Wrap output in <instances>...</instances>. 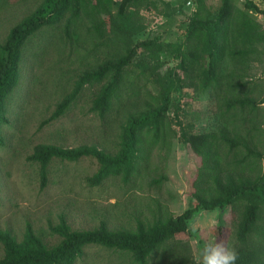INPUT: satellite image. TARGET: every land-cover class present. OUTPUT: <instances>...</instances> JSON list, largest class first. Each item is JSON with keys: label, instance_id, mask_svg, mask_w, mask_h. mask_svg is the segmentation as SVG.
Here are the masks:
<instances>
[{"label": "trees", "instance_id": "1", "mask_svg": "<svg viewBox=\"0 0 264 264\" xmlns=\"http://www.w3.org/2000/svg\"><path fill=\"white\" fill-rule=\"evenodd\" d=\"M186 1L196 9L183 39L181 36L173 45V56L180 60L183 77L173 70L164 74L157 71L160 59L155 66L144 59L146 52L153 59L164 52L157 38L141 37L138 15L151 0H40L37 8L0 41V145L4 143L1 130L7 122V102L20 85L22 62L29 48L35 47L31 55L39 65L48 43L79 44L84 49L81 59L103 54L104 47L113 49L79 73L73 89L56 103L39 129L66 115L86 85H100L89 109L104 120L110 117L114 121V110L121 116L119 124L116 122L119 150L110 153L96 145L39 143L27 158L40 164L43 185L52 160L78 161L85 156L99 162L98 171L88 177L89 184L99 185L111 176L136 183L139 176H144L153 148L170 144L169 112L172 106L177 114L183 110L178 97L173 100V90L180 94L186 86L211 92L219 112L215 116L216 129L195 131L193 122L180 128L185 144L201 157L193 183L194 207L177 217L165 215L158 207L155 210L160 216L153 221L139 218L135 228L119 229L110 228L105 220L91 229H73L62 215L50 226L60 237L52 245L30 223L21 240L10 230H0L4 248L0 264H76L89 245L125 252L133 264H147L158 254L169 258L167 264H198L182 257L177 262L171 241L188 230L199 210L219 211L220 222L211 242L220 240L225 229L223 217L233 213L235 237L230 247L238 253L236 264H264V150L259 149L264 145V69L257 81L253 75L256 64L264 61V21L260 19L264 9L254 0H221L215 10L207 0ZM239 1H243V7ZM47 27L58 33L41 39ZM139 48L144 51L143 59L135 62Z\"/></svg>", "mask_w": 264, "mask_h": 264}, {"label": "rangeland", "instance_id": "2", "mask_svg": "<svg viewBox=\"0 0 264 264\" xmlns=\"http://www.w3.org/2000/svg\"><path fill=\"white\" fill-rule=\"evenodd\" d=\"M183 1L151 0L149 6H142L138 15L143 29L142 39L157 38L164 46V52L158 58H150L146 52L145 61L155 66L160 59L157 71L164 74L173 70L180 77L184 76V72L178 66L180 60L173 56V45L181 36L183 39V32L196 9L193 3ZM254 1L264 9V0ZM39 2L0 0V41L4 40L12 26L33 12ZM220 2L207 0L213 10L219 7ZM239 5L243 7V1H239ZM260 19L264 21V16ZM82 28L84 33L85 27ZM46 29L40 34L41 39L58 33L52 27ZM35 38L37 41L39 35ZM59 45L48 43L45 56L40 55L38 60L40 65L35 64L31 55L35 47L26 51L20 85L7 102V122L1 130L4 143L0 145V230H10L21 240L30 223L47 244L52 245L60 237L50 226L58 223L62 215L73 229H91L102 220L107 221L110 228L119 229L135 228L139 218L153 221L160 216L159 210H155L158 207L165 215L174 217L194 207L197 202L193 196V183L201 166V157L185 144L180 128L193 122L195 131L216 129L215 116L219 113L215 94L194 87L185 86L180 94L176 90L171 92L173 100L178 97L183 110L177 114L172 106L169 112V119L172 120L170 144L153 148L147 168L143 169L144 176H139L136 183L132 179L125 183L122 177L111 176L99 185L89 184L88 177L98 171L99 162L93 156H85L78 161L52 160L46 184H42L40 164L27 158L39 143L65 147L96 145L110 153L119 150L118 124L121 116L114 110V121L110 117L104 120L89 109L100 85H86L76 105L66 115L39 129L41 122L52 114L56 103L73 89L79 73L113 50L104 47L103 54L93 52L97 54L81 59L84 49L79 44L72 46L69 42H60ZM83 46L86 49L87 44ZM142 50L139 48L135 62L143 59ZM263 69L264 61L256 64L254 81L263 77ZM149 87L154 89L152 85ZM261 123L264 127V116ZM259 149L264 150V145ZM155 179L158 182H154ZM233 218L234 214L228 212L222 222L225 229L220 240L228 246L235 237ZM219 222L218 210L196 212L188 230L171 241L176 261L179 262L182 257L199 262L201 249L205 243L211 242ZM84 251L76 264H133L132 257L125 252L97 245H89ZM3 254L4 248L0 243V258ZM168 261V257L162 258V254H158L147 264H167Z\"/></svg>", "mask_w": 264, "mask_h": 264}, {"label": "clouds", "instance_id": "3", "mask_svg": "<svg viewBox=\"0 0 264 264\" xmlns=\"http://www.w3.org/2000/svg\"><path fill=\"white\" fill-rule=\"evenodd\" d=\"M237 260L236 249L228 246L224 240L216 239L204 244L198 264H236Z\"/></svg>", "mask_w": 264, "mask_h": 264}]
</instances>
